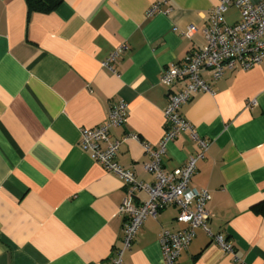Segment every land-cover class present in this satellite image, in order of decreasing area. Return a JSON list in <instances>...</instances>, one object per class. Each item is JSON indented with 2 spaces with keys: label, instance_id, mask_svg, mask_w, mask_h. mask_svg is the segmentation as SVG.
I'll return each instance as SVG.
<instances>
[{
  "label": "crops",
  "instance_id": "obj_1",
  "mask_svg": "<svg viewBox=\"0 0 264 264\" xmlns=\"http://www.w3.org/2000/svg\"><path fill=\"white\" fill-rule=\"evenodd\" d=\"M219 0H61L50 12L29 11L25 0H0V264H111L122 245L118 207L122 180L79 147V130L102 124L112 104L128 105L111 139L129 133L116 161L150 183L143 143L165 131L168 92L162 70L206 45L203 28ZM157 4L158 11L147 12ZM240 18L237 8L224 15ZM189 25L196 26L190 36ZM128 51L102 66L120 43ZM200 92L181 112L208 142L190 181L206 189L212 235L197 228L179 264H264V62L202 74ZM255 100V105L250 101ZM198 150L190 131L167 144L162 164L172 170ZM146 199L144 192L138 193ZM169 206L147 217L122 264H162L159 235L185 225Z\"/></svg>",
  "mask_w": 264,
  "mask_h": 264
},
{
  "label": "built area",
  "instance_id": "obj_2",
  "mask_svg": "<svg viewBox=\"0 0 264 264\" xmlns=\"http://www.w3.org/2000/svg\"><path fill=\"white\" fill-rule=\"evenodd\" d=\"M233 7L239 10L240 18L234 23H227L224 15ZM157 11L158 6L154 4L147 15L151 16ZM194 31L196 26L189 25L184 34L190 36ZM203 33L205 47L190 51L183 61L164 68L160 74L161 83L177 87L168 92L167 104L163 109V137L155 145H142L148 154V161L143 163V168L153 175L152 182L138 181L131 170L116 161L122 141L139 139L133 133L122 139L110 138V130L127 120L128 105L125 101L119 100L112 104L102 124L79 130V147L107 171L119 176L123 184L124 196L118 207V214L124 218L122 245L113 249L111 264H122L125 251L132 245L145 219L156 218L160 211L169 206L177 208L175 220L185 226L175 231H161L159 243L162 264H179L181 251L191 243L197 228L204 229L225 252L238 259L233 245L221 234L212 235L208 227L206 204L211 198L210 193L206 189L190 186L196 162L204 157L208 142L189 124L181 108L194 95L211 91L210 84L202 76L204 72L209 71L211 80H217L227 70H247L264 62V0H219L209 11ZM128 49L126 41L120 43L108 54L102 66L116 72L112 64ZM255 103V100L250 101L251 105ZM184 130L190 131L198 150L189 155L182 165L167 170L162 164L167 144ZM139 192H144L146 199L140 200L137 196Z\"/></svg>",
  "mask_w": 264,
  "mask_h": 264
},
{
  "label": "trees",
  "instance_id": "obj_3",
  "mask_svg": "<svg viewBox=\"0 0 264 264\" xmlns=\"http://www.w3.org/2000/svg\"><path fill=\"white\" fill-rule=\"evenodd\" d=\"M29 11L47 13L55 9L61 0H25Z\"/></svg>",
  "mask_w": 264,
  "mask_h": 264
}]
</instances>
